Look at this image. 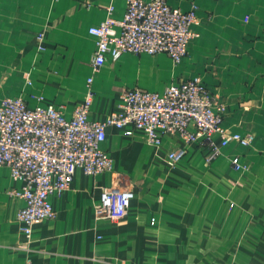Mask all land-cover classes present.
<instances>
[{
    "label": "crops",
    "instance_id": "0c3cea01",
    "mask_svg": "<svg viewBox=\"0 0 264 264\" xmlns=\"http://www.w3.org/2000/svg\"><path fill=\"white\" fill-rule=\"evenodd\" d=\"M109 2L6 0L0 14V100L21 95L29 107L62 105L69 116L91 74L95 39L88 28L104 18ZM168 2L198 6L197 35L187 42L186 55L176 66L163 53L108 56L92 73L89 118L104 120L123 89L162 92L197 77L225 105L222 125L252 133L253 141L223 146L210 163L207 147L189 143L169 166L165 154L183 145L178 137L163 135L154 148L141 129L108 126L100 146L112 169L90 175L77 168L69 187L49 196L55 216L35 223L29 241L15 219L24 201L7 193L20 182L0 165V264H264V0L256 9L236 0ZM125 5L114 0L113 16L120 18ZM38 33L43 49L37 47ZM232 153L250 169H233ZM126 184L133 190L126 215L97 219L101 188Z\"/></svg>",
    "mask_w": 264,
    "mask_h": 264
},
{
    "label": "built area",
    "instance_id": "2783aa9c",
    "mask_svg": "<svg viewBox=\"0 0 264 264\" xmlns=\"http://www.w3.org/2000/svg\"><path fill=\"white\" fill-rule=\"evenodd\" d=\"M113 1L105 6L104 18L88 28L95 39L91 74L85 81L83 99L69 116L62 105L29 107L21 95H6L0 100V165H6L11 177L20 182L18 188H10L7 193L24 201L15 219L28 241L35 223L55 216L49 196L66 190L77 168L90 175L112 169L111 157L100 146L108 126L141 129L146 144L154 148L161 145L163 135L178 137L183 145L165 154L169 166L183 157L189 143L207 147L205 162L210 163L223 146H248L253 141L252 133L242 134L222 125L225 105L216 102L197 77L178 80L162 92L123 89L115 108L104 120L90 119L92 73L108 56L116 58L123 52L163 53L176 66L187 53L189 39L197 35L193 30L199 22L195 4L182 9L168 0H125L123 15L117 18L112 14ZM36 38L37 47L43 49L42 33ZM131 132L125 130V134ZM214 135H218V140ZM229 160L235 170L250 169V163L241 161L238 154H230ZM132 197L131 184L102 187L95 217L122 218Z\"/></svg>",
    "mask_w": 264,
    "mask_h": 264
},
{
    "label": "rangeland",
    "instance_id": "374dc122",
    "mask_svg": "<svg viewBox=\"0 0 264 264\" xmlns=\"http://www.w3.org/2000/svg\"><path fill=\"white\" fill-rule=\"evenodd\" d=\"M236 1L244 4L246 7L252 8V9L253 8H255V9L259 8V6L261 5V4H259L261 0H236ZM224 2H225V4H227L229 2V0H224ZM5 3H6V0H0V14L2 12H4V6H1V5H4ZM211 253H213V252L211 251ZM219 259H222V258H219ZM206 264H223V263L217 262L216 260H214V261L206 262Z\"/></svg>",
    "mask_w": 264,
    "mask_h": 264
}]
</instances>
